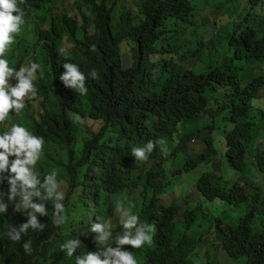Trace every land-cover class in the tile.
Returning a JSON list of instances; mask_svg holds the SVG:
<instances>
[{
    "label": "trees",
    "instance_id": "obj_1",
    "mask_svg": "<svg viewBox=\"0 0 264 264\" xmlns=\"http://www.w3.org/2000/svg\"><path fill=\"white\" fill-rule=\"evenodd\" d=\"M201 1H17L24 12V24L8 57L20 66L39 64L37 82L58 98L71 94L63 126L66 158L57 178L65 181L64 202L71 205L77 201V208L66 207V222L58 226L53 202H47L48 215L41 218L45 228L31 240V254L22 244L2 252L8 260L14 264H75L60 248L66 239L63 233L81 239L98 218L113 217L117 201L154 225L153 245L136 252L139 259L146 258L145 264H193L191 258L202 242L213 238V234L201 240L197 237L191 228L193 212L180 222L175 205H164L161 196L168 187L165 164L173 148L185 150L187 143L199 142L197 137L177 139L175 135L183 130L180 124L208 112V89H224L234 130L226 131V150L221 158L238 173H246L250 146L258 133L255 115L264 118V97L259 98L264 91V0H221L219 8L230 12L232 21L222 26L218 35L209 37L196 34V18L210 5L208 0ZM223 11L218 13L225 14ZM169 35L177 38L176 45L165 43ZM191 39L198 48L185 50ZM123 52H134L133 67L125 66ZM207 54L216 60L205 69L202 60ZM176 61L192 68L183 69ZM65 63H74L82 73H88L86 95L73 94L59 80ZM93 70L98 74L96 79L91 76ZM255 99H259L256 106L252 103ZM84 117L101 121L103 126L96 131L81 122ZM211 139L209 134L204 137L205 148L192 156L194 160L201 164L219 160L220 153ZM150 140L156 142V151L147 163L136 162L132 148ZM165 149L171 151L166 156ZM256 162L264 172V150ZM201 164L188 163L177 175ZM76 165L90 169L87 182L70 174L69 169ZM222 166L217 162L216 174L206 173L200 179L201 195L208 201L224 195L247 201L242 185L229 187L220 175ZM93 182L118 187L108 207H102L94 197ZM254 201L264 205V197L258 194ZM26 219L23 212L9 205L7 213L0 214V244L2 236L7 242H17L6 233L10 225L19 226ZM215 235L229 257L242 259L244 264H264V218L258 225L254 212L235 225L218 223Z\"/></svg>",
    "mask_w": 264,
    "mask_h": 264
},
{
    "label": "clouds",
    "instance_id": "obj_2",
    "mask_svg": "<svg viewBox=\"0 0 264 264\" xmlns=\"http://www.w3.org/2000/svg\"><path fill=\"white\" fill-rule=\"evenodd\" d=\"M17 1L0 0V214H6L9 205H12L14 211L23 212L27 219L19 226L10 225L8 228L6 233L8 239L17 242H7L2 236L0 254L4 255L6 253H2L3 251L20 248L22 244L24 251L31 254V240L45 228L41 218L48 215L47 202H53L54 222L58 226L66 222V216L63 215L66 207L68 210L77 208V201L71 205H68V200L64 202L67 198L65 181L57 178L59 168L66 158L63 126L67 119L66 105L71 94L65 93L64 99L58 98L46 85L37 82L40 75L39 64L30 62L20 66L14 64L8 57L9 49L15 43L21 25L24 24V12ZM20 2L23 3V0ZM200 2L202 1L198 3ZM222 26L217 29L216 35L220 33ZM202 29L204 34H211L208 28ZM124 55L125 66L130 67L127 65L126 52ZM176 62L183 69L192 68H184L179 61ZM148 65L151 68V65ZM63 68L65 71L59 76V80L64 87L75 95H86L89 89L88 73H82L74 63H65ZM262 72L264 73V70ZM97 75L95 70L91 72L93 79H96ZM220 91L223 93L224 89ZM263 94L264 91L259 98ZM36 99L40 101L39 106L34 103ZM261 149L264 150V143ZM155 151L156 142L150 140L146 144L133 147L131 154L136 162L147 163ZM170 152L169 150L168 154ZM89 170L88 167L80 165L69 169L74 178L84 183L87 182ZM243 183L242 186L249 198L254 191L256 192V184L251 181L247 184L246 180ZM263 184L264 181L261 190H257L254 196L258 194L264 197ZM91 185L93 195L99 204L108 207L118 187L114 185L108 188L99 185L98 182ZM197 192L199 193V190ZM167 194L169 193L161 196V200ZM257 205V212L264 217L263 206L260 203ZM116 208L112 218L107 220L98 218L81 239L73 234L70 235L74 236L73 239L60 246L69 257L77 250L85 253L73 259L75 264L146 263V258L139 259L136 252L153 245L154 225L143 221L120 201H117ZM189 212H193L191 215L193 220L196 211L193 209ZM29 229L33 231H28ZM63 234L65 237L68 236ZM213 237L223 252L214 233ZM197 251L191 258L193 264H199L198 260L204 257L196 258ZM0 262L5 263L4 260Z\"/></svg>",
    "mask_w": 264,
    "mask_h": 264
},
{
    "label": "rangeland",
    "instance_id": "obj_3",
    "mask_svg": "<svg viewBox=\"0 0 264 264\" xmlns=\"http://www.w3.org/2000/svg\"><path fill=\"white\" fill-rule=\"evenodd\" d=\"M66 1L68 4L69 0ZM121 1L127 2L128 0ZM196 1L199 2L200 0ZM220 1L221 0H208L210 3L208 8H205L198 14L196 18V23L199 25L196 32L198 36L209 37L212 34L216 35V31L218 28H220V26L225 25L232 20L230 12L223 11L219 8ZM218 11H223L225 14H220ZM262 15H264V13ZM203 27L208 28L211 31V34H204L202 29ZM189 32L191 31L189 30ZM166 40L167 41L165 43L168 46L177 44V38L174 39L171 37V35L166 37ZM194 40L195 39L190 40L191 44L188 45L185 50L192 51L198 48ZM126 56L127 65L133 66L135 64L134 52H126ZM123 58L124 64H126L124 52ZM215 60V57L207 54L202 60V66L206 69ZM181 65L184 68H190V66L183 63H181ZM207 96L210 99V107L208 112L203 113L195 121L180 124V128L182 127L183 130L180 129V131L175 135L177 139H180L182 136L197 137L199 142L197 141L196 143H187L185 145L186 151H179L176 150V148H173V151L167 157L165 164V181L168 184L167 192L169 194L164 197V205H175L178 210L176 217V220L178 221H184L186 214L194 209L196 214L195 217H193L191 228L200 240L210 237L213 233L215 236L216 225L220 222H222L224 225H235L240 219L245 218L252 212L255 213V221L258 225L262 223L264 218L257 212L258 205L254 201V194L257 192V190H261V186L264 181V172L259 169L256 162V157L262 151L261 147L262 143H264V118L260 115H255L258 133L256 140L250 146L248 168L245 174L238 173L235 169L227 164L225 158H221V153H225L226 150V131L234 130V125L229 121V109L227 108L226 99H224L223 93L220 90L208 89ZM262 97H264V94ZM258 101L259 99L253 100V105L256 106ZM34 103L36 106H39V99H36ZM81 121L84 125L89 126L96 131H99L103 126L102 122L90 118H82ZM208 134L212 137L211 141L213 142L214 147L220 153V158L216 161H210L201 164L202 161L194 160L193 157H196L198 153L203 152L205 148L204 137ZM165 151L166 153H164L167 155L169 150L165 149ZM217 162L223 163L221 173L230 183L229 187H235L237 184L243 185L244 180H246L247 184H249V181L256 184V192L254 191L245 202H239L234 198H230L229 195H224L223 197L217 198L214 201L206 200L201 195V192H199L200 194L197 192L198 183L204 174H216L215 164ZM188 163L190 165H194L195 163L201 165L189 172H184L183 174L177 175V171L183 169ZM240 179L243 181L239 182ZM262 211L264 213V205L262 207ZM48 222L49 220H46V223ZM73 238L74 236L68 235L64 242ZM202 244L203 246L197 251L196 255V258L204 256L198 260L199 264H244V260L233 259L229 257L224 251L222 252L221 248L218 246L217 240L214 237L210 241L202 242ZM205 254L207 255L205 256ZM76 257L77 253L75 252L70 258L73 260L76 259ZM6 259V255L0 254V260H4V264H12ZM36 259L37 256L34 257L33 260Z\"/></svg>",
    "mask_w": 264,
    "mask_h": 264
}]
</instances>
